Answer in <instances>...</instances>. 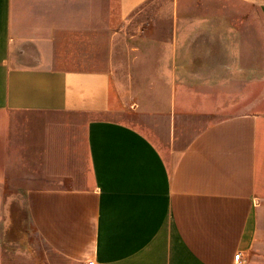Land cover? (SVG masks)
<instances>
[{
  "label": "crops",
  "instance_id": "1",
  "mask_svg": "<svg viewBox=\"0 0 264 264\" xmlns=\"http://www.w3.org/2000/svg\"><path fill=\"white\" fill-rule=\"evenodd\" d=\"M10 111L88 116L90 185L26 193L66 264H264V0H0Z\"/></svg>",
  "mask_w": 264,
  "mask_h": 264
},
{
  "label": "rangeland",
  "instance_id": "2",
  "mask_svg": "<svg viewBox=\"0 0 264 264\" xmlns=\"http://www.w3.org/2000/svg\"><path fill=\"white\" fill-rule=\"evenodd\" d=\"M145 21L143 18L140 24ZM110 38L107 36L104 43L107 48ZM1 118L9 123L6 141L10 158H0V264H66L33 229L26 209V193L32 188L90 185L87 158H66L81 150V124L88 116L10 111L0 121Z\"/></svg>",
  "mask_w": 264,
  "mask_h": 264
},
{
  "label": "built area",
  "instance_id": "3",
  "mask_svg": "<svg viewBox=\"0 0 264 264\" xmlns=\"http://www.w3.org/2000/svg\"><path fill=\"white\" fill-rule=\"evenodd\" d=\"M234 260H235V262L237 264L240 263V261H241V254L240 253L235 254ZM89 264H92V262L90 261Z\"/></svg>",
  "mask_w": 264,
  "mask_h": 264
}]
</instances>
